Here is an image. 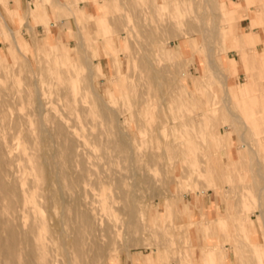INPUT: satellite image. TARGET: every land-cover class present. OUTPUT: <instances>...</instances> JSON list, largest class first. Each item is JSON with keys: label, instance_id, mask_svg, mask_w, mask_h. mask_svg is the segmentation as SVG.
Listing matches in <instances>:
<instances>
[{"label": "rangeland", "instance_id": "rangeland-1", "mask_svg": "<svg viewBox=\"0 0 264 264\" xmlns=\"http://www.w3.org/2000/svg\"><path fill=\"white\" fill-rule=\"evenodd\" d=\"M0 3L6 4L5 0ZM209 4L205 0H103L100 15L104 17L90 23L81 20L79 27L70 29L68 45L59 48L53 42L44 44V35L36 27L39 23L25 16L15 28L11 26L19 29L24 55L17 51L10 29L1 32L5 36L0 38V131L16 136L14 153L25 150L33 161L45 153L51 167L45 179L49 190L59 191L56 175L65 173V180L68 176L72 182L71 187L70 181H62L71 187L69 192L78 195L87 184L89 195L101 189L119 201L115 211L121 232L104 240L97 236L102 254L96 255L97 263L140 264V258L144 264H208L203 253L217 250L219 264H264V171L258 174V159L241 140L248 141L264 161V100L260 97L264 44L239 49L249 63L250 59L255 63L254 83L243 69L241 55L227 51L230 43L238 42L237 30L231 28L234 23L239 33L251 27L264 39V0H251L245 8L232 6L235 19L229 25L217 22L223 12L221 1ZM205 27L219 29L218 38L208 41ZM81 38L85 48H77ZM171 48L176 57L167 53ZM223 54L239 63L229 84H250V97L242 94L245 97L225 103V87L209 65V59L213 60L224 71ZM223 73L227 75L226 70ZM37 86L46 92L41 102L47 127L51 118L53 122L47 137L41 133ZM205 109H217L208 121L202 118ZM232 114L241 118L234 127L222 122L231 120ZM242 120L247 124H239ZM65 123L83 142L84 164L97 173L91 172L95 177L84 176L83 159L68 162L61 149L62 135L54 137L53 132ZM213 164L221 186L209 190ZM109 176L115 177L119 187ZM89 178L96 179L90 182ZM120 186L123 190L117 191ZM204 196L214 201L211 206L216 204L217 215L195 218L189 199ZM77 200L70 206L74 208ZM134 206L146 209V224L140 216L129 215Z\"/></svg>", "mask_w": 264, "mask_h": 264}, {"label": "bare ground", "instance_id": "bare-ground-1", "mask_svg": "<svg viewBox=\"0 0 264 264\" xmlns=\"http://www.w3.org/2000/svg\"><path fill=\"white\" fill-rule=\"evenodd\" d=\"M205 1L209 6H211L209 3H214L216 0H205ZM219 20L220 17L218 18L217 22H219ZM9 29L14 37V44L16 46L17 51L20 54H23L24 49L21 42L17 40V38L15 37L14 31L11 28ZM204 35L209 41V39L211 38L214 39L218 38L219 31L218 29L216 31L215 30L213 31L212 29L205 27ZM80 47L85 48V42H83L82 40ZM1 61L2 58L0 56V62ZM211 63L212 62H209V65L212 67ZM222 84L225 87V93H226L224 98L226 100L225 103H228L231 99L229 89L225 84V82ZM45 93L46 92H44L43 89H41V87L39 88L37 86L35 93L37 99L35 100L36 102L38 100V103L40 105V108H38L40 116L38 117H40V122L42 125L41 133L46 132L45 136L47 134L48 136H50L49 134L51 131L48 128L50 127L51 129L50 123L52 122L51 121L52 118L50 119L51 122L49 121V125H48L49 127H47V121H48L47 113H46L47 111L45 112V107H43L42 105V102L44 103V101L42 100L41 102L42 99L41 96H43ZM69 103H67L66 106L69 109H73L74 106ZM105 107L109 109L106 104ZM77 109L75 111H77ZM54 117L57 119L56 116ZM69 124L65 123L64 124L66 125L65 127L62 125L61 128H59L60 130L59 131L57 130L58 132L56 131L54 126L52 128H54L55 131L57 132V133L55 132L56 134H54L53 132L54 137L60 134L62 135L61 137L59 136V138H62L63 141V144L61 143V145L62 146L64 145L63 148L61 146V149L65 150L64 154L66 152V157L68 162L72 160L71 163L72 162L74 163V158H76L75 159L76 161L78 159L80 161H82V159L84 160L81 153V149L83 148L84 144L80 139L79 141L74 136L73 134L74 131L71 129L72 126H70L71 124L70 125ZM36 125H37V121H36ZM54 129L52 130L54 131ZM63 129H65L66 132H64ZM122 133L124 132H121V134ZM123 135L124 134H122V136ZM123 138L125 139V137ZM15 139L16 136L15 137L8 136L6 134H3L2 131H0V264H100V262L97 263V260H95L96 255L101 249V247L99 249L100 244L98 245L97 236L101 238L100 240H104L105 238L111 235L112 236L115 235L116 237V234L120 233L122 229L121 226L122 224L118 221V218H116L117 215L115 211V203L117 202V200L114 198V196L113 197L112 195L109 196L108 194H106L104 190L101 189L100 192L99 191L97 192L99 194L94 193L95 195H98V197L95 196L94 194L93 196L89 195L90 189L87 187L90 186H88L87 184L86 186H82L83 184H81L80 182L83 180L79 182L80 185L82 186V188L79 186L80 187L79 189H83V190H79V192L82 191V193L77 195V192H75L76 194L74 192H69L68 189L71 190L72 182L68 180L69 178L67 176L66 179L67 181H70L71 187L66 188L65 186L66 184L62 182L63 180H65L66 174L65 173H64L65 175L61 174V172H60L61 175H59V173L56 175V178L59 181L57 182L58 184L57 188H59V191L56 192L49 190L47 187L48 185L46 184L48 182L45 181V179L47 178L48 174H50L51 167L49 166L50 165L49 160L43 157L45 153L43 154V156L41 157L39 156L38 160L36 161H33L32 158L29 157L30 153L28 154L25 150L22 152H18V154H15L14 153V149L16 148ZM41 140L42 137L40 138V143ZM108 140L107 141L110 142L111 139L108 138ZM57 142L58 141H56V143ZM116 147L114 149H116ZM120 147L118 149L122 150V148ZM114 149L112 150L114 151ZM60 156L63 158L62 152ZM53 158H51V160H54ZM64 160L65 159H63V163ZM85 161L86 160L83 161V164L85 163ZM89 163L88 165H91ZM80 165H82V163L79 164V166ZM72 167H74L73 164L71 168ZM80 169H82V166L81 168H79V170ZM87 169H86V164H84L83 172L85 174L84 175L85 177L86 175L87 177L93 176V174L96 173V172L93 173L91 171L92 168L90 170ZM74 170L72 172H75ZM100 173L105 174V172H100ZM105 175H108V173H106ZM75 177L77 180V178L80 176H75ZM110 177L111 176H109V179L112 178ZM86 178L82 177L84 181L85 180L87 181ZM98 178L101 179L102 177L100 176ZM114 178L115 177L113 176L112 179L114 180ZM94 179L93 180L90 179V182L91 180L94 181ZM113 180L112 182L111 181L110 182L111 183L115 182L114 184H116V181ZM67 181L65 180V182ZM98 181L100 180L98 179ZM70 183L68 182L67 185H70ZM75 183L77 182L75 181ZM120 183L122 184V182ZM88 184H90L89 180H88ZM90 185H92V183ZM93 185H97V184L94 183ZM106 185L107 184H105L104 186ZM117 185L118 184H116V186ZM73 189L76 188L74 187ZM119 190L120 191L123 190L122 187L117 191ZM122 192L121 195L123 194ZM123 195H125V193ZM119 196H120V192L117 197ZM76 199H78L77 204L73 208L72 206H70V203L76 201ZM129 210H128L129 215L133 219L136 218L137 216H140L143 223L146 224L147 212L145 208L141 207L140 209H137L134 206ZM72 211L75 214V219L73 218L74 220L70 218ZM101 261H103V257Z\"/></svg>", "mask_w": 264, "mask_h": 264}, {"label": "crops", "instance_id": "crops-1", "mask_svg": "<svg viewBox=\"0 0 264 264\" xmlns=\"http://www.w3.org/2000/svg\"><path fill=\"white\" fill-rule=\"evenodd\" d=\"M102 1L103 0H5L6 4L0 3V13L2 14V17L0 18V38H2V36H5V34L2 35L1 32L9 31V28H11L14 31L15 36L20 40L22 46H24V43L21 40V36H19L20 35L19 29L17 30L14 28L17 26V23H21L23 19L25 18V16H27L30 20L39 23L36 27H37V30L40 32V34L44 35V40H43L44 44L45 43L50 44L51 42H53L55 44H52V46L56 48H59V45H68L70 38H72V34H71L72 32H70L71 31L70 29L74 30L75 27L76 28L79 27L81 20L85 19L87 22L90 23L94 19H99V18L104 17L103 14L100 15L101 10H102ZM220 1H221V6L223 7L222 17H220V21L225 23L226 25H229L235 19V15L232 13V6L240 5L241 7L245 8L246 5L249 6V4L251 3V0H245L244 4L239 3V2L237 3L234 0H229V3H228V0H220ZM104 11H105V5H104ZM69 14H73L74 17H68ZM30 20L27 21V26H29V28H30V25H29ZM234 24L232 25L231 28L233 32L237 30V33L235 34V36L238 37V42L230 43L227 47V51L235 50L236 52L239 53V49L242 50L247 46L251 47L254 45L258 46V44L260 43L264 44L263 36L256 34L254 32L255 28L249 27L251 29L250 31H247L245 33H239L238 32L239 26H236ZM11 26L14 28H12ZM9 35L11 36L14 42L13 35L10 33ZM244 35H246L247 38H244L243 37ZM81 36L83 38L82 34ZM230 37L232 36H227V38L229 39ZM81 40L77 48L80 47ZM223 40L225 41L224 38ZM0 50L2 49L0 48ZM223 50H226L225 44H224ZM258 52L260 54L259 50ZM167 53H169L170 57L172 58L177 56V52L174 48H171V50H169V52ZM253 53L254 52H251L250 54H253ZM189 54L190 52H188L187 55ZM261 54L264 55V51H262ZM241 57L243 61V69L247 77L251 79L253 83L256 82L255 78L258 73L255 70L254 61L250 59V63H249V59L247 58V56L243 57L241 55ZM221 58H222L223 64L225 65L224 67L226 68L225 70L227 71V75L229 78L227 77V75L223 73L225 70L222 71L215 61L209 59V62H212L211 64H212L213 71L215 72V74H217V77L218 79H220V82L221 83L225 82V84L227 85L231 99L236 98V97H245V96L250 97L251 95L248 96L250 94V84L246 83L244 85L237 86V87L235 85L229 84L230 78L239 71L238 60L234 57H229V56H227L226 58V55L224 54L222 55ZM186 61L193 62L191 58H186ZM263 68H264V65L261 67V70H263ZM104 72H106V70L103 71V75H105ZM262 91L263 90H261V92ZM242 94L245 96H242ZM260 97L261 99L264 100V93H262ZM214 110L216 111L217 109H214ZM214 110L205 109L203 111L202 118L205 121H208L211 117V111L215 112ZM219 119L223 120V117H219ZM239 119H241L239 118V116L232 114L231 120L225 119L222 122L223 123L228 122L231 127H234L236 123L238 124V122L236 121H238ZM241 123L243 125L247 124L245 120H242L239 122V124ZM261 124L264 125V114L262 116ZM241 140L245 142L244 145L247 146L248 152L258 159V162L260 164V167L257 169L258 174L260 170L263 172L264 171L263 170L264 161L261 160V156H259L255 152L252 145L248 141H246L243 137H241ZM212 168H213L212 169L213 177L210 179L211 181L210 183H213V185H211L208 188L209 190L216 189L221 186L218 181V179L220 178V175L217 174L214 164L212 165ZM201 172H204V171H201ZM213 202L214 201L210 202L207 196H204L202 198L201 197L191 198L189 199V202H188L189 211L193 213L195 218L197 217L201 218L202 214L206 218L214 217L217 215V207H216V204L211 206ZM262 216H263V213H262ZM220 226L221 225L219 224V227ZM218 253H217V250L205 251L203 253V258L208 264H219L218 259H217ZM138 259H139L140 264H144L140 258Z\"/></svg>", "mask_w": 264, "mask_h": 264}]
</instances>
